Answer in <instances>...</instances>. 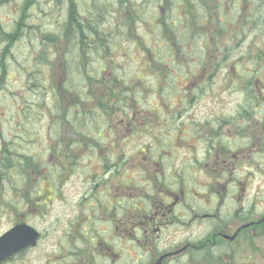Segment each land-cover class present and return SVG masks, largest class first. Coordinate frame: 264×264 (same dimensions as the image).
Masks as SVG:
<instances>
[{"label":"flooded vegetation","instance_id":"af4514ba","mask_svg":"<svg viewBox=\"0 0 264 264\" xmlns=\"http://www.w3.org/2000/svg\"><path fill=\"white\" fill-rule=\"evenodd\" d=\"M219 4L222 11L217 27L228 43L225 46L217 40L218 69L223 71L218 75L219 88L240 101L230 112L206 120L198 134L187 141L195 151L190 164L200 170L201 180L189 177L186 182L143 185L141 179H136L133 186H90L89 177H85L86 188L76 195V212L60 232L69 242L57 243L59 264H120L122 257L128 264H207L208 255L209 259L218 258L217 264H255L258 249L254 243L264 242V213H256L253 205L262 204L263 193H256L254 199L251 190L244 198L229 197L224 188H233L228 183L238 178L245 167L250 172L256 168L255 173L264 176V0H219ZM57 6H61L62 11L54 8ZM67 9V0H0V161L7 156L12 173L28 169L31 174L45 176L40 179V186H25L18 194L10 189L9 197L4 188L0 189V204L9 199L15 206L13 202L24 192L25 201H30L35 208L16 213L9 205L5 215L8 229L26 223L39 232V239L46 236L45 232L42 234L31 223L49 217L47 203L55 193L59 197L68 183L56 182L55 171L63 165V162L58 165L63 150L61 147L56 155L48 152L57 142L49 144L48 120L45 119L47 59L49 54L56 55L54 49L47 50L49 41L54 42L47 41V37L49 32L60 34L58 27L67 18L64 16ZM21 33H27L31 41L38 40V47L35 50L22 48V41L15 37ZM62 46H57L60 54ZM27 61L40 62L41 67L30 70L23 78L24 71L17 68L16 63ZM40 68L45 75L39 81L36 72ZM15 80L22 81L21 91L31 97L32 105L23 100L10 106L1 99L5 94H2L3 87L15 84ZM36 83L40 84V94L37 86L32 87ZM220 94L222 97L224 93ZM249 97L259 104V113L248 114L244 110ZM36 98L41 102L37 104ZM37 107L41 108L40 115L46 123H43L42 133L37 135L30 131L26 135L25 128L30 123L28 109L35 111ZM40 123L41 120L34 122L31 130L35 132ZM58 139L63 142L62 135ZM118 143L122 149L126 148ZM123 152L126 154L125 150ZM143 159L141 157V161ZM2 164L0 162V172L4 171ZM48 174H51L50 179ZM242 174L245 176L247 171ZM187 217L189 222L183 221L175 241L168 242L169 248L166 243L158 248L160 230L168 227V221ZM56 222H59L57 218L51 219L46 226L48 234ZM205 229L213 231L209 237L192 236ZM241 244L243 258L248 259L238 262V256L242 257L239 252L236 255L234 249L238 250ZM202 250L206 259L194 263L193 256ZM29 253L30 250L25 251L1 264H24Z\"/></svg>","mask_w":264,"mask_h":264},{"label":"trees","instance_id":"16d2710c","mask_svg":"<svg viewBox=\"0 0 264 264\" xmlns=\"http://www.w3.org/2000/svg\"><path fill=\"white\" fill-rule=\"evenodd\" d=\"M67 1L70 6L75 8L70 16L72 19L74 15L78 16L75 0ZM136 2L137 0L113 1L110 16H113L116 22H112L110 28L113 29L110 33L113 39L127 37L128 40L132 39L134 45L142 46L146 43L138 34L140 19L137 15ZM169 2H184L185 8L182 17L186 22L189 17L192 18L194 5L189 0H165L161 7L163 11L159 16L166 15L169 20L173 19ZM204 5L200 6L206 10L207 16L214 17V25L218 26V8L215 5L208 6L207 3ZM99 15L97 14V16ZM104 17L106 16L97 17L98 22H104ZM89 19H91L90 15L83 20V26L86 28L92 24V19ZM163 22L164 29L172 31V26H174L171 23L172 20L167 23L163 19ZM197 23L191 26L185 24L175 26H180L186 31L189 28L195 31ZM108 29L103 32L97 27L92 33V39H83L85 42L82 45L72 41V48L78 46L79 49L73 51L74 49H70L71 47L64 46L65 50L62 54L59 49H56L57 58L53 61L48 60L51 74L47 75L46 80V101H50L51 105L48 107L47 103L48 112L45 119L48 120L49 144L57 142L51 149H48V152L56 155L61 151V147L63 150L58 163L59 165L63 162V165L58 171H55L57 183H67L71 177L82 175L89 177L90 186H118L119 184L133 186L136 180L131 178V163L141 160V157L146 154L150 160H155L159 152L158 145L155 144L158 142V136L168 132L173 135L174 139L178 132L173 128L162 132L163 127L170 122L177 123L178 120H181L187 110V105L193 102V104L201 103L202 92L205 93L204 90L211 87L212 82H215L213 76L214 71L218 69L219 53H217V40L208 33L199 37L200 43L197 47H194L189 40L170 39L172 42L169 45L171 52L166 54L171 63H167L163 59L152 63L141 52H137L129 60L120 59L118 63L115 56L118 52L115 53V51L124 44L122 42L106 43L104 39ZM210 37H212L211 40ZM69 41L71 40L67 37L64 38V43ZM107 52L111 55L106 57L104 62L97 65L95 69L92 57ZM196 52L206 55L209 71L185 65L196 61L194 59ZM179 55L191 56L193 60L187 59L185 63L180 60L176 61ZM126 61L127 66L122 67ZM143 64L146 71L150 69L152 72L139 75L137 83L133 82V84L134 80L129 77L127 67L134 69L139 74L143 70ZM121 68L124 71L119 76L115 70ZM92 71H97V73L92 74ZM181 77L184 79L181 80ZM179 83H182L183 86ZM36 86L37 83L32 87ZM37 90L40 94L39 83ZM149 92L154 97V101L148 103V109L145 110L139 103L140 99L146 94L148 95ZM40 102L39 98L38 103ZM54 127H56L55 136L52 135ZM185 133L184 126L181 128L180 135L183 136ZM61 135L63 142L58 139V136ZM121 136H124L125 139L120 140ZM118 142H121L123 147L127 145L126 154L123 152L126 151V148L122 149ZM136 144L140 146L138 149H135ZM139 150H144V152ZM146 151L153 153H146ZM0 162H3L4 168V171L0 172V189L4 188L5 193L8 192V197L10 189L18 194L22 188L25 190V186H40V179L45 177L31 174L28 169L16 173L10 172L12 166L9 164L7 156L3 157ZM144 173L147 171L144 170ZM47 177L50 179L51 174H48ZM147 179L152 182L164 183L154 178L147 177ZM6 202L7 209L10 205L15 211L29 210V207L35 208L30 201L27 203L25 200H16L13 202L15 206L11 205L12 202L9 199Z\"/></svg>","mask_w":264,"mask_h":264},{"label":"bare ground","instance_id":"6f19581e","mask_svg":"<svg viewBox=\"0 0 264 264\" xmlns=\"http://www.w3.org/2000/svg\"><path fill=\"white\" fill-rule=\"evenodd\" d=\"M143 1V0H141ZM165 0H155L154 2V6H158L161 3H163ZM210 2V1H209ZM75 10L74 7L70 6L68 7L66 13L64 14V16H66L67 18L65 19L64 22H62V24L58 27L60 28V34L58 35H54L52 32H49L48 37H47V41L48 40H54V46H59V45H64L66 47H71L70 49H79L78 46L75 48H72V41L77 43L78 45H82L85 40L83 39H92V33L95 29L94 25L96 22H93L88 28L83 26V20L84 18H79L77 15H74V17L72 19H70L71 13ZM111 6H107L106 8H104L101 12V14L98 17H102L106 16L109 17L111 15ZM67 14V15H66ZM91 20V19H89ZM116 19L112 18L111 20H109L110 22H116ZM156 22V19L154 17V19H152L151 23L153 24V31H155V29L157 28L156 25L154 26ZM117 24V23H116ZM99 30L105 32V30L108 28V26L103 25L102 27H98ZM172 31H168L166 29H164V31H159L160 34H155L157 35V39H158V45L156 47V50H152L151 46L148 44H144L142 46H137L133 44L132 39H126L127 37H124L122 39H113L112 35L110 33V31L113 28L108 29L107 33H106V37L104 39V41H106V43L109 44H113L115 42H122L126 48V50H123L122 52L125 53H130L131 55L136 54L137 52H141L142 55L148 59H150V61H152V63H156L158 60L161 61V59L165 60L167 63H171L169 61V56L166 54L168 52H171L170 49V43L172 44V42L170 41V39H177V40H181V41H187L189 40V42L194 46L197 47L200 43L199 37L202 36L203 34H210L212 37H214L216 40H218V42L224 44L225 46H228V43L226 41V39L223 37L222 35V30H220L216 25L212 24V23H208L206 21L205 18H201L198 23H197V28L195 31L191 30L190 28L187 29V31L185 29H183L180 26H172ZM52 33V34H51ZM16 38L20 39L21 42V47L25 48V49H29V50H35L38 47V40H30L29 36L27 33H21V34H17L15 36ZM65 37H67L68 39H70L71 41L69 42H61L62 39H64ZM241 37L243 39L244 36L241 35ZM170 41V42H169ZM71 43V45H70ZM53 45L52 43H49L47 46V50L50 51L51 49H53ZM117 51V50H116ZM218 53V52H217ZM166 54V55H165ZM111 54L109 52L107 53H103V54H99V55H94V58L92 57V61H94V63L96 65H99L101 62H104L105 58L110 56ZM166 58V59H165ZM168 59V60H167ZM187 59H192L191 56H187V55H179L176 58L177 60H180L182 63H185V60ZM194 59L196 61H192L189 62L185 65L195 68V69H199V70H205L206 72L209 71L208 69V62H207V57L205 54H203L202 52H196L195 53V57ZM193 60V59H192ZM172 62H174V60H172ZM127 73H129V77H132V83H137L139 74H137L134 69H131L127 67ZM97 71H92V74H96ZM214 76L215 77V82L211 83V87H207V89H205V93H203V95L201 96V103L200 106L203 105L204 102L206 103H211V100H213V103L211 104V106H209L208 108L217 112H210L208 109L207 111L209 112V114H215L218 115V113L220 114L221 112L223 114L227 113L228 110H224L226 109H230L227 108V105L230 103L228 102L229 100V95L225 92L220 90L219 88V83L221 78L218 75H221L223 73V71L219 68L217 70L214 71ZM45 75V71L40 68L37 70L36 72V78L38 80H41L43 78V76ZM133 83V84H134ZM189 84V82H188ZM222 91V92H221ZM220 93H224L223 96L221 97ZM217 104L220 106V109H215L213 106ZM244 110L248 112V114H251L254 112L259 113L260 110V106L259 104L256 102L255 99H253L252 97H249L248 101L244 104ZM261 112V111H260ZM263 114V113H262ZM200 121V120H199ZM200 122L195 121V122H187L186 120H182L181 123H169L168 125H165L162 129L163 131H168V129L173 128L175 130H177V135H176V142L173 141V135L172 134H162L158 136V142H159V152H158V157L155 160H150L148 158V155H144L143 156V160L139 161H133L131 163L130 166V172L132 173H143L144 170L147 171V173L144 174H137L133 176V179H145L147 177L149 178H154L155 180H159V181H163L165 182H173V181H177V177H178V171H179V162L178 160H176L177 155H179L181 153V147L182 145H180L178 143V139L181 137L180 133H181V128H183L185 126L190 128V129H195V127L197 125H199ZM174 143V146L172 147L171 144ZM140 144V143H139ZM139 144H136L135 149H138L140 146ZM140 152H144V150H139ZM190 151V148H189ZM146 153H153L152 151L148 152L146 151ZM146 168V166H148ZM144 169V170H142ZM247 171V174L245 176H243L242 172L243 171ZM258 169H252L250 172V169L248 167H245L243 170H241L238 178H234L232 179L229 183L228 186H234L233 188H227L225 187V193L229 196H235L238 195L240 198H244L245 194L248 193V190H252L253 186H255V182L251 179V176L253 174H255V172L257 173ZM253 173V174H252ZM24 192H22L19 196H18V201H22L25 200L26 197L24 196ZM257 206V203H255ZM200 205V204H198ZM200 210V209H199ZM190 218L187 217L184 220H169L167 223L166 228H162L160 230V236H159V240L156 243V246L158 248L162 247L165 243H166V248L168 249V242L170 241H175V237L176 234L178 233L179 229L183 226V221L185 224H187L189 222ZM211 232H213L212 230L209 229H205V230H198L197 232H195L192 236H196L197 238H205V237H209ZM154 248V246H153ZM155 250V248H154ZM244 251V250H243ZM204 250L201 251V253L196 254L193 256L192 261L195 262H200L206 259V257L203 256L204 254ZM255 256V255H254ZM241 257L243 258V254H241ZM251 258H253V256H251ZM248 259V258H247ZM219 263V259H209V255H208V259H207V264H217Z\"/></svg>","mask_w":264,"mask_h":264},{"label":"rangeland","instance_id":"374dc122","mask_svg":"<svg viewBox=\"0 0 264 264\" xmlns=\"http://www.w3.org/2000/svg\"><path fill=\"white\" fill-rule=\"evenodd\" d=\"M95 1V0H93ZM174 1V0H173ZM104 1L100 0L99 4L103 3ZM155 2V0H143V1H138L136 2V6L138 8V13L137 15L139 16L140 22V33L142 36V39L148 44V45H152L153 42H156L157 39V35L155 34H160L159 31H164V26L162 24L163 19H165V21H169L168 18H166V15H163V17L159 16V14L161 13L159 10L157 11L155 9V6L153 5ZM176 2H172V4H175ZM219 3V0L216 2ZM76 5V4H75ZM211 5V4H210ZM77 6V5H76ZM54 8H59L60 11H62L61 6H57ZM172 8H174L172 6ZM98 9V7H97ZM76 12H79L83 17L85 16H91L92 19V23L96 22L97 24L94 25L95 29L97 27H102L103 25H109L111 26L113 23L107 20L106 22H98V16L97 13L93 14L91 7H90V0H78V6L76 9ZM160 12V13H159ZM172 16H174L175 14V10H173L171 12ZM203 14V11L200 9V15ZM159 16V18H158ZM177 16L180 17L182 16V11L181 13H177ZM156 19V22L154 24V26L156 25V29L155 31H153V24L151 23L152 19ZM157 36V37H156ZM152 48V46H151ZM64 49V47H63ZM111 49H113V47H111ZM123 49H126L124 45H122L121 47H118L117 51L118 56L121 60H129L130 58H132L133 54L131 55L130 53H125V52H119ZM77 50L76 48L73 50L75 51ZM123 67L127 66V61L125 63L122 64ZM16 67L19 68L21 71H24V73L22 74V77L25 78L26 75L30 72V70L36 69L41 67L40 66V62L34 64L33 61H27V62H17L16 63ZM94 68H97V65L94 63ZM124 69H118L115 70V73L117 75H122L123 74ZM184 77H181V80H183ZM173 82V81H172ZM178 84V83H177ZM179 85H182V83H179ZM21 86H22V81H16L15 80V84H6V87L4 86L2 90V94L5 93L4 95H2L1 99H3V101L7 102L10 106L13 104V106L17 105L18 102L23 101V100H27L28 103L30 105H32V101H31V97L27 94H25L23 92V90L21 91ZM183 86V85H182ZM39 96V95H38ZM154 97L152 96V94L149 92L148 95L146 94L145 96H143L140 99V106L147 110L148 109V103H152L154 100ZM35 101V100H34ZM237 102L236 97H229L228 102ZM235 102L230 103L227 105V108L233 107L235 105ZM36 103L38 104V98H36ZM48 103V107L49 105H51L50 101H47ZM194 103V102H193ZM191 103L190 105L186 106V112L184 113L183 116H185L186 118H188L189 120H193L196 121L198 119L200 120H204V118L209 114V112L207 111V109L210 112H217L214 110L209 109L208 107L211 106V104L213 103V100H211V103H206L204 102L202 106H200V104H193ZM200 103V102H199ZM179 106L181 107V105L179 104ZM215 109H220V106L215 104L213 106ZM226 109V108H225ZM35 111H33L32 109H28V111L30 112V123L28 126H26L25 128V133L26 135L30 133L33 134H40L42 133L43 130V123H46V121H43L44 116L41 117L40 112H41V108L37 107L34 109ZM46 112V111H45ZM7 114V112H6ZM219 114V113H218ZM26 115L28 116V113L26 111ZM45 115V114H44ZM41 120V123L39 124V127L36 129L35 132H33V130H31V127L33 125L34 122H39ZM115 120H119V119H115ZM186 120V119H184ZM101 127V125H100ZM93 129V127H92ZM48 131V126L47 129ZM52 135L55 136L56 135V127H54L52 129ZM177 140L175 139V142ZM128 150H132V149H128ZM181 153L179 155H177L176 160H178L179 163H184V165H186L187 163H189V159L192 158L193 156H190V154L186 151V146L185 143L182 145L181 147ZM197 159L200 160V157L197 156ZM186 171L188 172L189 169L185 168ZM184 171V169H183ZM253 174V173H252ZM264 176H261L260 174H253L251 176V179L255 182V186H253L252 188H256L254 190H251L252 192V197L254 199V196L256 195V193H263L264 196V184H261L263 182V178ZM178 179V177H177ZM147 178L144 179L143 181H141V183L145 184L147 182ZM264 183V182H263ZM86 184H87V178H85V176L82 175H78L75 176L71 181H69L66 185V187L62 190V192H59V197L58 195L55 193L54 196L52 197L53 199H51V201H49L47 203L46 206V211L49 214V217L44 220V221H40L37 219V221H33L31 223V225H35L37 227V229L43 234L45 232V235L43 238L41 237L37 244V247L33 250H30V253L26 256V258H24V264H59V261L56 260V251L58 248V241L59 244L60 242L63 241L62 245L67 244V242H69L67 239L64 240V235L62 233H60L63 229V227L66 225L67 221L72 219L75 212H76V200H77V194L80 193V191H83L84 188H86ZM1 197V196H0ZM110 199V198H109ZM104 200L103 198L101 199V203H103ZM1 205V204H0ZM252 208V206L250 207ZM256 208V209H255ZM253 209L256 210V213H264V201H262L261 203L257 202V206L253 205ZM129 210L132 211V209L129 207ZM259 211V212H258ZM38 215V214H37ZM59 217V218H58ZM55 218H57L59 220V222L53 226L52 229H49L50 233L48 234V232L46 231V226L49 225V223L51 222V219L54 220ZM46 224V225H45ZM68 224V223H67ZM8 228V223L6 222V219H0V235ZM260 239V238H258ZM256 248L258 249L257 252H255V264H264V242L257 240L255 243ZM238 250L234 251L237 253L239 252L240 254H244L243 252V246L242 244L240 246ZM232 255V254H231ZM126 258L122 257L121 258V263L120 264H128V262L125 260ZM247 258H240L238 256V262H242L243 260H245Z\"/></svg>","mask_w":264,"mask_h":264},{"label":"water","instance_id":"95a60500","mask_svg":"<svg viewBox=\"0 0 264 264\" xmlns=\"http://www.w3.org/2000/svg\"><path fill=\"white\" fill-rule=\"evenodd\" d=\"M38 234L25 225L16 226L0 238V264L35 246Z\"/></svg>","mask_w":264,"mask_h":264}]
</instances>
